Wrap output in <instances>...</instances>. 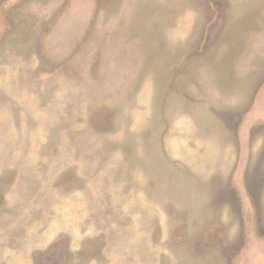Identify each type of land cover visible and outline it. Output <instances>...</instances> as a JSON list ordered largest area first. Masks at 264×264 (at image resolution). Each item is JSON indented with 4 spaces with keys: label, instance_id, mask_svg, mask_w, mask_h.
<instances>
[{
    "label": "rangeland",
    "instance_id": "rangeland-1",
    "mask_svg": "<svg viewBox=\"0 0 264 264\" xmlns=\"http://www.w3.org/2000/svg\"><path fill=\"white\" fill-rule=\"evenodd\" d=\"M0 264H264V0H0Z\"/></svg>",
    "mask_w": 264,
    "mask_h": 264
}]
</instances>
